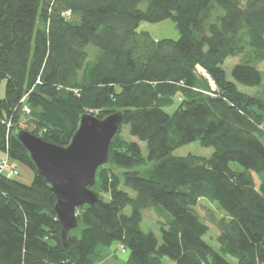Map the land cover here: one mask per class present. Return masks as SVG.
Here are the masks:
<instances>
[{"label":"trees","instance_id":"1","mask_svg":"<svg viewBox=\"0 0 264 264\" xmlns=\"http://www.w3.org/2000/svg\"><path fill=\"white\" fill-rule=\"evenodd\" d=\"M168 18L177 39L139 28ZM241 55L230 80L223 64ZM262 61L264 0H0V154L35 172L31 182L0 173V264H103L115 240L127 264H264V99L238 88L262 84ZM115 111L148 153L121 125L96 172L100 198L77 208L65 246L56 194L15 131L26 115V129L67 146L83 113ZM193 141L213 155L173 154ZM202 198L221 211L207 214L220 251L204 238ZM146 209L165 218L161 240L142 229Z\"/></svg>","mask_w":264,"mask_h":264},{"label":"water","instance_id":"2","mask_svg":"<svg viewBox=\"0 0 264 264\" xmlns=\"http://www.w3.org/2000/svg\"><path fill=\"white\" fill-rule=\"evenodd\" d=\"M123 122L121 111L99 118L91 112L81 115L67 146L44 140L26 128L15 131L38 173L45 176L56 194L55 210L62 224V240L78 226L77 208L94 205L100 198L92 189L98 168L109 161V146Z\"/></svg>","mask_w":264,"mask_h":264},{"label":"rangeland","instance_id":"3","mask_svg":"<svg viewBox=\"0 0 264 264\" xmlns=\"http://www.w3.org/2000/svg\"><path fill=\"white\" fill-rule=\"evenodd\" d=\"M139 28L150 31L151 34L154 35V37L156 38L168 37V38L177 39L180 36V32L176 26V23L171 18L161 20L158 22L143 21L140 24ZM246 48L248 51L249 50L252 51L250 46H246ZM96 52L97 51L93 49L92 53L95 54ZM246 57L247 55L246 56L241 55V56H236V57H229L225 60L223 67L226 70L228 79L233 80V77L231 75L232 68L238 62H242V61L244 62ZM259 69L262 70V73H263V82L261 85L250 87V86H244L242 84H238V88L241 91L248 93L252 96H256V97L264 99V61L260 62ZM197 71L198 73L203 74L205 77L209 79V75L207 74V72L202 66L198 65ZM209 81L212 84V86L215 87L214 82L211 79H209ZM5 84H6V81L4 80L0 86L1 96H4L5 94ZM178 101H179V98H177V103ZM176 106L177 104H175L172 107L167 108V110L172 112V110H174ZM25 113L28 114L29 112L25 110ZM27 118L28 116L26 115L22 118V123L20 124V126L22 128H29V129L33 128V125L27 121ZM121 134L129 140L137 141L141 145L143 149V153L147 155L148 150H147L146 143L130 134L128 124L126 123L122 124ZM261 138L264 141V137H261ZM213 152H214L213 147L203 146L200 144L199 141H193V142L187 143L173 150V154L177 156H183V155H187L191 153V154L210 157L213 155ZM151 165L152 163L148 162L147 165L136 167L135 169H138L142 173H144L145 170ZM230 165L233 169H236V170L242 169V166L238 162L232 161L230 162ZM18 166H19L20 174L17 177L21 179L22 181L31 182L35 175L34 169H32L30 166L22 162H18ZM256 181L258 184L259 183L258 179H256ZM124 188L131 195L135 196L136 193L134 190H132L131 188H127V187H124ZM195 207L199 211V213L208 220L207 223L209 224L210 229L204 237L205 240L210 245H212L217 251H220V245L218 242L219 230L216 227V225L207 218V214H208V211H210V209L215 210L217 214H220L221 211L216 206V203L210 202L209 200L204 199V198L200 199ZM124 213L126 214L131 213L130 205L125 207ZM143 213H144V218L142 222V229L145 232H153L158 237V239L161 240L162 239V225H163V222L165 221V218L162 217V219H160V217L157 215L154 209H146L143 211ZM129 255H130V251L127 249L123 251L121 248V242L119 240H115L112 242L110 246H106L103 248V262L102 263L103 264H127V259ZM226 257L233 264H237V259L235 257L231 255H226ZM162 261H163V264H174V261L168 256H163Z\"/></svg>","mask_w":264,"mask_h":264},{"label":"built area","instance_id":"4","mask_svg":"<svg viewBox=\"0 0 264 264\" xmlns=\"http://www.w3.org/2000/svg\"><path fill=\"white\" fill-rule=\"evenodd\" d=\"M30 112V108L27 106L25 108ZM0 173H5L10 177H17L20 174L18 162L13 160L8 154H3L0 156ZM122 250L125 248L121 245Z\"/></svg>","mask_w":264,"mask_h":264},{"label":"crops","instance_id":"5","mask_svg":"<svg viewBox=\"0 0 264 264\" xmlns=\"http://www.w3.org/2000/svg\"><path fill=\"white\" fill-rule=\"evenodd\" d=\"M1 155V154H0Z\"/></svg>","mask_w":264,"mask_h":264}]
</instances>
